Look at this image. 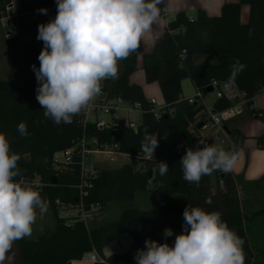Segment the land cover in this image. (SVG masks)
<instances>
[{"label": "trees", "instance_id": "1", "mask_svg": "<svg viewBox=\"0 0 264 264\" xmlns=\"http://www.w3.org/2000/svg\"><path fill=\"white\" fill-rule=\"evenodd\" d=\"M11 1L0 0V22L7 17ZM245 5L250 13L248 22L243 24L241 11ZM41 8L48 9L47 15L38 13ZM160 8L164 16L165 0ZM14 11L13 26L8 30L13 33L11 42L17 45L21 37L38 33L39 24L54 19L57 5L56 0H17ZM38 55L37 46L27 42L17 49L16 57L10 62L14 67L39 68ZM140 55L143 56L141 67L138 66ZM236 60L245 68L232 81L245 94L249 114L262 119L261 112L252 106L255 97L264 91V0L225 4L219 16H209L204 10H198L192 17L179 12L169 21L150 54H144L141 41L135 53L118 62V78L103 81L101 94L108 102L122 100L128 105H141L142 121L137 131L130 129L125 120H120L116 129L101 130L97 123L86 122L88 111L75 116L71 124L57 126L44 116L36 100L34 71L18 88L0 80V132L7 136L11 151L20 156V177H42L45 187L40 195L51 209L54 222L51 231L36 239L18 240L6 255L12 254L17 264H72L90 254L97 255L95 264H136L134 254L144 247L145 239L167 242L161 226L163 217H178L181 225L177 226L182 231L185 207L199 206L221 213L229 228L245 241V264H264V208L245 212L230 174L214 171L203 176L197 185L183 179L180 163L187 148L199 146V126L206 117L204 106L190 105L184 97L183 81L190 80L196 93L206 98L213 82L229 81L230 65ZM139 70L144 72L148 85L156 83L160 88L165 104V113L160 118H156L155 108L143 88L130 80ZM237 102L217 99L213 112L226 111ZM20 122L27 125V137L17 131ZM225 127L237 153L244 137L230 123H225ZM145 129L158 135L159 146L152 157L140 151ZM256 142L264 150V134ZM69 150L72 151L70 163L56 167L55 155ZM84 150H110L128 156L130 163L112 170L94 168L86 173L82 168ZM160 161L169 166L163 176L155 167ZM139 196L151 201H169L158 208L142 210L131 206ZM206 199L211 203L206 204ZM175 200H186V205L176 204ZM69 208L80 209L85 214L113 210L117 217L89 228L80 216H60L61 209ZM124 235L130 236L134 248L106 257L104 249Z\"/></svg>", "mask_w": 264, "mask_h": 264}, {"label": "clouds", "instance_id": "2", "mask_svg": "<svg viewBox=\"0 0 264 264\" xmlns=\"http://www.w3.org/2000/svg\"><path fill=\"white\" fill-rule=\"evenodd\" d=\"M164 0H56L54 19L38 25L36 39L43 42L38 55L39 68L32 65L37 87L36 100L46 118L55 125L71 124L73 118L88 111L102 92V82L115 80L119 61L135 53L142 37L161 15ZM47 15L48 9L37 10ZM225 88L244 70L236 60ZM17 131L28 136L27 125L20 122ZM203 142L198 141L197 145ZM159 146L157 134L144 130L140 151L155 156ZM7 136L0 132V264L21 239L30 237L37 210L45 211L39 191L24 182ZM237 156L222 147L203 144L187 148L180 159L183 179L199 184L214 171L229 173ZM161 176L169 166L155 164ZM211 203L210 199L205 200ZM174 235L165 228V241ZM245 241L222 219L218 211L202 207H185L182 231L174 242L145 239L144 247L134 254L136 264H245Z\"/></svg>", "mask_w": 264, "mask_h": 264}, {"label": "crops", "instance_id": "3", "mask_svg": "<svg viewBox=\"0 0 264 264\" xmlns=\"http://www.w3.org/2000/svg\"><path fill=\"white\" fill-rule=\"evenodd\" d=\"M238 2L239 0H165V15H160L158 20L153 24L151 30L146 32L142 37L141 41L144 48V54H150L153 51L157 41L162 38L169 21L174 19L177 13L185 12L189 17H192L198 10H204L209 16H219L222 7L225 4H235ZM249 13L250 8L246 5L243 6L241 11V22L243 24L248 22ZM142 59L143 56L140 55L138 57L139 67L142 65ZM138 74L140 75L139 77L133 78ZM130 80L143 88L148 100L155 99L157 102H160L161 105H164L163 96L158 84L155 83L148 85L142 70L134 73L130 77ZM207 99L208 96L205 98V101H207ZM215 101L216 99L211 102V109H213ZM252 109L260 111L262 119L250 115L246 110L244 114L230 121L231 127L239 130L244 139L240 143L238 152L235 153L237 160L233 170L228 174L234 178L242 209L248 213L258 211L253 201H255L257 197L258 190L264 188L262 185L264 183V150L259 149L256 142V139L264 134V91L255 97ZM202 136L204 137L203 142L205 144L216 146L218 148L222 146L224 150L229 151L228 146L225 144H221V146L216 145L214 139L220 142L218 138H222V135L219 133L204 132L202 133ZM212 185L213 188H215L216 182L212 183ZM250 201L251 203L249 204ZM245 203H248L249 205L246 207ZM177 224H180V221L174 220L172 226H170L174 235L167 238V243L169 244H172L175 235L181 232ZM134 246L135 245L130 236L124 235L117 242L106 247L104 249V255L109 257L114 254H121L130 251ZM89 256L90 255H86L82 261H75L72 262V264H91L89 262ZM14 260V256L9 254L6 255L4 263L7 262V264H13Z\"/></svg>", "mask_w": 264, "mask_h": 264}, {"label": "rangeland", "instance_id": "4", "mask_svg": "<svg viewBox=\"0 0 264 264\" xmlns=\"http://www.w3.org/2000/svg\"><path fill=\"white\" fill-rule=\"evenodd\" d=\"M13 2H16V0H13ZM14 13L15 11L13 12V10H9L8 12L9 18L13 17ZM7 20L8 19L2 20L0 22V80L9 82L13 87L18 88L24 83L28 75H30L33 72V70L30 65L14 67L11 64L10 60L16 57L17 49L27 42H33L37 46L39 53H40V51L43 48V42L36 39L38 33H35V34L25 35L21 37L18 44L13 45V43L11 42V39L9 41V39L6 37L7 31H9L7 29V25H5L6 24L5 22H7ZM139 76L140 75L138 74L133 78H136ZM182 88H183V95L186 99L193 98L196 96V90L190 80L188 79L184 80L182 83ZM213 100H214V96L212 94H209L208 99L206 101L209 110H211L210 109L212 106L211 102ZM157 103H158V106L161 105L160 102H157ZM130 110H132V107L128 106L126 103H122L121 105H119L116 113L106 114L104 110H98L96 113L92 112L89 118L91 117H95V118L97 117L98 119L101 118L100 120H102L103 122L107 124H111V126L114 127L115 124H117L119 120H126V121L132 122L133 120L135 121L141 117L138 112L129 113ZM199 141H202V140H199ZM214 141L217 146L218 145L221 146L220 142H218L215 139ZM203 144L205 143L203 142L199 146H203ZM129 163H130V158L123 154H118V155L113 154L112 156H106L104 154L95 152L90 155H85L84 171L88 173L94 168L112 170V169L120 168ZM215 182H216V177L214 175L212 176V183H215ZM262 185L264 187V183ZM257 193H258L257 197L255 201L253 202L256 205L255 206L256 209L260 210L264 208V188L258 190ZM167 202L166 201L160 202L157 199L151 201L147 199L145 196H139L131 204V206L137 207L142 210H148V209L158 208L159 206L163 205V203L167 204ZM174 203L186 205V200H183V201L175 200ZM250 203L251 201L249 202V204ZM249 204L245 203V206L247 207ZM45 209L46 210L43 212H40L39 210H37V219H36L35 224L33 225L32 235L30 237H27L28 239H36L38 235L52 230L53 225H54L53 215H52L51 209L48 207L47 204H45ZM113 212H114L113 210L110 212L108 211L106 213H99L98 211H95L94 213L90 215V217L85 219V222L87 226L91 228L93 224L97 225L101 223L102 221H104L105 219L114 220L116 219L117 215L116 213H113ZM78 215L80 216L81 213L77 209L70 211V213L64 209H61L60 211V216L62 218L77 217ZM174 220L178 221V217L177 219H176V216H173V215H168L166 217H163L161 221L162 231L164 232L165 228H170ZM4 264H7V262ZM13 264H17L15 260Z\"/></svg>", "mask_w": 264, "mask_h": 264}, {"label": "built area", "instance_id": "5", "mask_svg": "<svg viewBox=\"0 0 264 264\" xmlns=\"http://www.w3.org/2000/svg\"><path fill=\"white\" fill-rule=\"evenodd\" d=\"M17 1V0H16ZM16 2H13V0L8 4L7 6V14L9 12V10H13L14 12V5ZM15 17V13L13 17H10L7 15L6 18H4L3 20H7V22H5L7 25V29L10 28L11 26H13V19ZM6 37L10 40L13 38V33L12 31L9 29V31H7L6 33ZM185 52L183 51L181 54V58H183ZM103 83V82H102ZM228 82H213L209 88L212 89V95L214 96V99H222V98H227L229 100H238V102L234 105V107L220 112V113H215L213 112V109L209 110L207 102L205 101V98L203 97L202 93L197 92L196 96L193 98H189L187 99L188 103L190 105H201L204 106L206 109V117H205V121L204 123H202V127L199 128V134L197 136L198 140H202L204 141V137L202 136V133L204 132H208V133H219L220 135H222V138H218L219 141L221 142V144H225L228 146L229 148V152H234L235 153V146L234 143L230 137V135L226 132V127H225V123H230V121H232L233 119H235L236 117L242 115L245 113L246 110H248L247 108V100L245 99V94L242 93L237 85L235 84V82L231 81L229 87L226 89L225 85ZM150 103L152 104V106L155 108L154 109V114L156 116V118H160L165 112V104L164 105H160L158 106V103L155 99H151L149 100ZM122 103H124L122 100H116V101H110L108 102L104 96H102V94H100L99 96H97L95 98V100L92 103V107L88 110L87 112V117H86V122H95L97 123V127L99 129H104V128H113L115 129V127L118 128V123L115 124L114 127L111 126V124H107L105 122H103L102 120H100L101 118H95V117H90V114L92 112L96 113L98 110H104V112L106 114H110V113H116V111L118 110L119 105H121ZM128 105V104H127ZM130 107H132V110L129 111V113L131 112H138L140 114V118H138L137 120H133L132 122L130 121H126V125L134 130L137 131L138 126L140 125L141 121H142V107L140 104H134V105H128ZM101 153L104 154L106 156H112L113 154H116L112 151H104V152H99V151H86L84 150L83 152V163H82V168L84 170V160H85V155H90L92 153ZM72 159V151H66L63 153H59L56 154L54 157V164L56 165V167H60V166H64V165H68L70 163ZM24 180L25 183L30 184L31 186H33L37 191L42 192L44 187H45V183L43 182V179L40 175H33L31 177H20ZM19 178V179H20ZM67 212L70 213V211H73L75 209H64ZM80 211L81 215L80 217L85 221L86 218L90 217L91 214H85L83 213L82 210L77 209ZM79 216V215H78ZM84 218H83V217ZM89 262L91 264H95L98 262V257L95 254H90L89 256Z\"/></svg>", "mask_w": 264, "mask_h": 264}, {"label": "water", "instance_id": "6", "mask_svg": "<svg viewBox=\"0 0 264 264\" xmlns=\"http://www.w3.org/2000/svg\"><path fill=\"white\" fill-rule=\"evenodd\" d=\"M208 93L209 94H211L212 93V89L211 88H209L208 89ZM202 127V124L199 126V128H201ZM117 127H115V129H116ZM226 132L229 134V132L227 131V129H226ZM154 167V164H152V167L151 168H153ZM150 177H152V172H150ZM52 183L53 184H55L56 183V178H53L52 179Z\"/></svg>", "mask_w": 264, "mask_h": 264}]
</instances>
